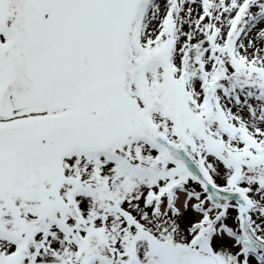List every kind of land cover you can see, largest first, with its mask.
I'll return each mask as SVG.
<instances>
[{
	"label": "snow or ice",
	"instance_id": "1",
	"mask_svg": "<svg viewBox=\"0 0 264 264\" xmlns=\"http://www.w3.org/2000/svg\"><path fill=\"white\" fill-rule=\"evenodd\" d=\"M0 264H264V0H0Z\"/></svg>",
	"mask_w": 264,
	"mask_h": 264
}]
</instances>
